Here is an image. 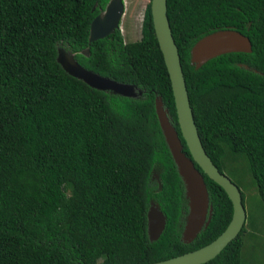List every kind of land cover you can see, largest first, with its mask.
Instances as JSON below:
<instances>
[{"label":"trees","instance_id":"1","mask_svg":"<svg viewBox=\"0 0 264 264\" xmlns=\"http://www.w3.org/2000/svg\"><path fill=\"white\" fill-rule=\"evenodd\" d=\"M107 1L0 0V264H143L210 242L230 218L225 192L202 174L209 222L190 242L179 239L187 206L155 95L188 151L149 0L138 38L124 41L115 29L87 42L89 22ZM165 4L201 145L220 172L225 155L243 154L264 203V0ZM226 28L247 36L250 52L219 54L194 67L192 45ZM57 48L140 93L88 86L61 67ZM150 201L165 216L153 240L146 233ZM243 232L244 225L202 264H241Z\"/></svg>","mask_w":264,"mask_h":264},{"label":"water","instance_id":"2","mask_svg":"<svg viewBox=\"0 0 264 264\" xmlns=\"http://www.w3.org/2000/svg\"><path fill=\"white\" fill-rule=\"evenodd\" d=\"M123 9L124 0H108L104 8L90 20L87 42L103 38L115 29H119ZM149 10L157 45L168 74L180 137L188 151V155H186L182 150L177 129L168 115L167 107L163 105L161 97L155 95L153 99L154 111L184 189L187 211L182 228V241H191L208 224L211 216V205L208 202L202 174H205L225 192L231 204V214L224 229L210 242L163 260L158 259L143 264H202L217 255L237 235L244 223L245 211L241 203L239 188L217 169L201 145L187 97L177 48L169 27L165 0H149ZM250 50V42L247 36L236 30L226 28L200 37L190 48L189 59L194 67H198L206 60L219 54L250 52ZM81 53L87 56L88 49L83 48ZM56 59L69 75L81 79L92 88L128 97L140 93V89L131 83L117 82L85 69L77 63L70 51L57 48ZM164 224L163 212L157 203L150 201L146 210L148 239H156Z\"/></svg>","mask_w":264,"mask_h":264},{"label":"rangeland","instance_id":"3","mask_svg":"<svg viewBox=\"0 0 264 264\" xmlns=\"http://www.w3.org/2000/svg\"><path fill=\"white\" fill-rule=\"evenodd\" d=\"M148 0H124V11L119 30L124 41L140 35V20L143 6ZM225 155L222 159L223 172L235 182L243 193L245 211L244 232L242 233L241 264H264V203L258 197L254 182L249 174L247 160L243 154ZM151 178L157 179L153 169ZM185 216L182 221L184 222ZM98 261L100 258L97 259Z\"/></svg>","mask_w":264,"mask_h":264},{"label":"flooded vegetation","instance_id":"4","mask_svg":"<svg viewBox=\"0 0 264 264\" xmlns=\"http://www.w3.org/2000/svg\"><path fill=\"white\" fill-rule=\"evenodd\" d=\"M184 215H186V212H183V215H182V217H181V220H182V218H183V216ZM182 224L184 225V222L182 221ZM183 225H182V228H183ZM182 228H181V231H180V234H179V239L182 241V239H181V234H182ZM190 242V241H189Z\"/></svg>","mask_w":264,"mask_h":264},{"label":"clouds","instance_id":"5","mask_svg":"<svg viewBox=\"0 0 264 264\" xmlns=\"http://www.w3.org/2000/svg\"><path fill=\"white\" fill-rule=\"evenodd\" d=\"M142 16V15H141ZM119 27H120V25H119ZM119 30V29H118Z\"/></svg>","mask_w":264,"mask_h":264}]
</instances>
